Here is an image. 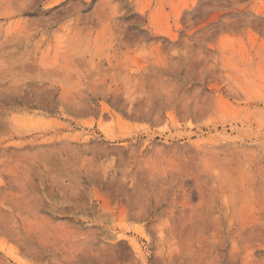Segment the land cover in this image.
Segmentation results:
<instances>
[{"label": "rangeland", "instance_id": "374dc122", "mask_svg": "<svg viewBox=\"0 0 264 264\" xmlns=\"http://www.w3.org/2000/svg\"><path fill=\"white\" fill-rule=\"evenodd\" d=\"M0 264H264V0H0Z\"/></svg>", "mask_w": 264, "mask_h": 264}]
</instances>
